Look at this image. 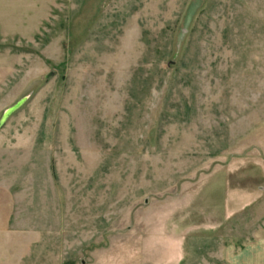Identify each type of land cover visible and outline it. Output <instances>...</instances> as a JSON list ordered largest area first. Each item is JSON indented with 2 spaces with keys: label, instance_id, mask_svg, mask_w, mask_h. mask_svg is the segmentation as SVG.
Listing matches in <instances>:
<instances>
[{
  "label": "rangeland",
  "instance_id": "obj_1",
  "mask_svg": "<svg viewBox=\"0 0 264 264\" xmlns=\"http://www.w3.org/2000/svg\"><path fill=\"white\" fill-rule=\"evenodd\" d=\"M6 2L0 264H229L254 242L264 0Z\"/></svg>",
  "mask_w": 264,
  "mask_h": 264
},
{
  "label": "crops",
  "instance_id": "obj_2",
  "mask_svg": "<svg viewBox=\"0 0 264 264\" xmlns=\"http://www.w3.org/2000/svg\"><path fill=\"white\" fill-rule=\"evenodd\" d=\"M7 0H0V36L7 35L16 29L8 28L7 20L8 11L6 7ZM29 1V0H28ZM35 8H39L36 3ZM23 31V30H21ZM21 31H17L20 32ZM254 242L240 249L232 248L229 255V264H264V224L253 235Z\"/></svg>",
  "mask_w": 264,
  "mask_h": 264
}]
</instances>
